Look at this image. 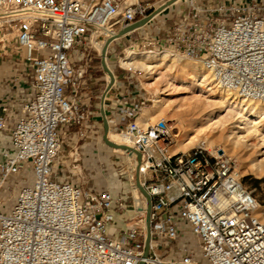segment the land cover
<instances>
[{"label": "built area", "instance_id": "1", "mask_svg": "<svg viewBox=\"0 0 264 264\" xmlns=\"http://www.w3.org/2000/svg\"><path fill=\"white\" fill-rule=\"evenodd\" d=\"M147 18L134 29H147L132 44L136 50L186 57L216 88L264 103V0H0V53L12 47L33 76L26 116L10 132L15 153L0 162V188L26 165L32 179L7 210L0 202V264H264V213L233 161L199 146L172 153L174 135L163 120L139 127L147 99L129 69L123 70L130 86H121L112 124L106 123L128 148L121 151L126 167L129 157L133 165L127 181L135 218L109 235L112 211L124 204L108 191L95 194L58 179L59 128L90 120L78 95L90 50L102 69L92 37L101 48L109 41L107 62L110 47L133 30L118 32ZM111 74L106 90L104 71L102 102L116 85ZM136 181L150 200L148 231L147 201Z\"/></svg>", "mask_w": 264, "mask_h": 264}, {"label": "crops", "instance_id": "2", "mask_svg": "<svg viewBox=\"0 0 264 264\" xmlns=\"http://www.w3.org/2000/svg\"><path fill=\"white\" fill-rule=\"evenodd\" d=\"M139 2L148 4L152 0H139ZM145 31L140 30L134 33L133 30L120 40L129 39L132 41V45L134 44V38L131 37H134V34L139 37ZM115 44L110 47L109 52L114 53L113 46ZM89 69H92L90 65H88ZM32 80L33 76L30 66L21 60L19 54L0 53V116H3L5 120V128L0 131V162L4 153L9 155L15 153V149L10 142V132L16 122L26 116L22 109L32 99ZM102 80L104 79L101 77L94 79L90 74H86V81L78 95V103L82 110L89 112L90 120L80 127L59 128L58 137L61 149L53 168L58 172V179L60 181H69L74 185H77L78 182L75 179H70L68 176L73 170L82 168L89 178V183L84 189L95 194L108 191L112 195L114 202L120 201L124 204V210L112 211L113 221L108 225V233L111 236H117L136 216L135 211L133 212L131 208L129 184L125 183L127 180L119 177L122 174L114 175L111 180L103 183L100 168L103 164H109V166H114L118 169L119 164L125 162V159L119 153L117 154L123 157V159L112 155L115 154L112 148H108L112 151L111 153L107 149L100 147L97 142L98 133L102 131L103 134V118L100 110L102 109L104 119L111 126L112 122L110 119L116 114V107L120 98V88L121 86H130V83L125 80V76L124 81L121 83H118L115 79V87L111 89L106 95L104 102H102L101 95L105 89V82L102 83ZM98 81L102 83V89L95 87V83ZM93 87L95 88L93 89ZM97 93H99L98 96H96ZM31 182L32 179L27 165L24 166L19 174L10 175L0 188L2 211L7 210L13 204L17 193L22 188L31 185ZM122 183L125 184L127 189L126 196L122 194L123 190L119 186ZM133 197L136 199L134 194Z\"/></svg>", "mask_w": 264, "mask_h": 264}, {"label": "rangeland", "instance_id": "3", "mask_svg": "<svg viewBox=\"0 0 264 264\" xmlns=\"http://www.w3.org/2000/svg\"><path fill=\"white\" fill-rule=\"evenodd\" d=\"M131 38H134V41H135L137 40L138 36L134 34V37H131ZM131 43L132 41L129 39L119 40L118 43L113 46V49L115 50L114 53L108 52L107 54L106 61L108 62L109 68L111 70L112 69L114 70L115 79L118 83L123 82L124 76H125V72L123 70L125 69V67L121 66L119 62L120 58L125 57L128 50H132L137 54L142 53V55H146V53H143V51L136 50L134 48V45H131ZM86 52H84V55L88 53ZM8 53L10 54L14 53V50L12 47L10 48ZM147 54H151V53H147ZM152 54H156V55L166 54L167 56L172 57L175 63L171 67H169L170 64H168L166 67L164 66L159 67L158 71L153 69L152 71H149L148 73L142 70L133 71L131 72L132 82L140 89V92L144 94L145 98L147 99L144 104V108L153 107L154 106L153 101L157 100L158 98L165 99V100L167 99L172 100V102H170L169 105L167 103L164 104V106L168 105V109L164 111L163 114L160 115V117L156 118V122L158 120H163V121L172 120L168 122V124L175 123L176 121H179L181 123L178 127V130L172 131L174 135L173 136L174 144L171 149V152L174 153L172 150L175 147L181 148V152H186L194 147H197L195 142L190 141V138L193 136L197 137L198 139L207 138L211 142V146H210V149H208V152L211 155L215 156V154L211 153L214 150L213 152H215L216 154L221 153L224 156L230 158L233 161L235 168L238 171V174L242 177L243 184L252 192V195L256 199L257 203L260 206L264 207V176L260 178H256L248 174V169L250 168L251 163L256 162L257 160L259 161L261 159L262 160L264 159V154L259 153V151L264 152V149L260 150L258 148L259 147L257 145L259 144L258 139L256 137H250L249 140L245 143L237 142L235 144H232L233 140H231L228 144L227 143L225 144L226 146L224 145L223 143L224 140H222L223 138L220 140V137H223L222 136L223 134L224 136H226L228 134V131H230V128H232L235 125L234 123L237 118V115H234L232 119H230V121L226 122L224 124L225 127L213 125V126H209L203 129L204 131L197 132L198 130L197 128L200 127V124L205 122V121H202L203 115L207 113L208 111H210L212 108H207L206 106L201 105V103L196 104L193 100H191L190 97L192 96V94L190 93V89H189L190 87H188V85H183L179 81L180 79H177V78L175 79L174 77L176 76L177 73L180 72L181 68L188 70L189 65L194 66V67L200 66V65L194 61H191L190 59L186 57H183L180 55H173L168 52L152 53ZM88 58H87V63L88 65L92 67V69H89L87 71V74H90L94 79H99L100 77L104 79L105 78L104 71L100 68V61L98 59L97 53L94 50H90ZM119 65L122 69L119 68ZM153 65H156V64L153 63ZM183 79L187 81L185 75L183 76ZM102 83H104V80H102ZM102 83L100 81L96 82L95 87L97 89H102L103 87L101 85ZM147 83L152 84V85L147 86L146 85ZM95 87H93V89ZM98 95L99 93L96 94V96ZM97 112H99V110H97ZM219 114H220L219 117H221L222 115L225 114V112H222ZM142 129L147 130L146 128H143V127ZM260 130L264 132V125L260 127ZM177 131L179 134L178 136L175 137V135L177 134ZM111 133L112 134L114 133L115 135H117L115 132L111 131ZM107 137H108V134H107ZM97 144L100 147H103V149L105 148L108 151H110L109 150L110 147H108L102 140V131L98 133ZM110 152L112 153V151ZM112 155H115L119 159H123V157H121L117 153L112 154ZM128 161L129 162H128L127 167L125 165V162H123L122 164H119L118 169H116L114 166H109V164H103L100 168L101 179L103 183H106V181L111 180L112 177H114V175H118V174H122V176H119V177L124 178V180H127V177L129 176V181L131 182L130 177L132 174H130L129 172H131L132 163L130 162V160ZM263 163L264 161L262 162V165L264 168ZM68 177L70 179H75L78 182V184L82 186L83 188H85L89 183V178L88 176H86L82 168H77L76 170H73L71 174H69ZM126 182L128 183V181H125V183ZM119 186L123 190L122 194L126 196L127 189H126L125 184L122 183ZM136 193H133V194L135 198H138L140 201L139 193L138 192ZM140 205H141V202H140ZM262 211L264 213V210Z\"/></svg>", "mask_w": 264, "mask_h": 264}, {"label": "bare ground", "instance_id": "4", "mask_svg": "<svg viewBox=\"0 0 264 264\" xmlns=\"http://www.w3.org/2000/svg\"><path fill=\"white\" fill-rule=\"evenodd\" d=\"M102 43H103L102 40L95 39V36L92 37V44L95 46V48L98 51L101 52L103 50V48H101ZM119 62L121 66L125 67L126 69H129L131 72L142 70V71H146V73L152 71L153 69L158 71L159 67L162 66L166 67L168 64H170L169 67H171L175 63L174 59L170 56H167L166 54L156 55L152 53L151 54L146 53V55H142V53L137 54L132 50H128L125 57L120 58ZM104 63L106 68L108 69V72L111 73L112 70L108 68V64L107 62H105V58H104ZM153 63H155L156 65H153ZM184 75L186 76L187 81L183 79ZM174 78L180 79L179 81L183 85H188V87H190L189 88L190 93L192 94L190 99L193 100L196 104L201 103V105L206 106L207 108H212L210 111H208L203 115L202 121L205 122L200 124V127L197 128L198 129L197 132L204 131L203 129L213 125L224 126V124L230 121V119H232L234 115H237V118L234 123L235 125L232 128H230V131H228V134L226 136H224L223 134L222 135L223 137H220V140L223 138L222 140H224L223 143L225 145L226 143L228 144L231 140H233L232 144H235L237 142L245 143L249 140L250 137H256L259 143L257 144L259 146L258 148L260 150L264 149V132L260 130V127L264 125V103L244 101L239 97L237 98V96L234 94L236 96L235 97L231 92L216 88L215 85L213 84L212 78L209 75V73H207L201 66L194 67L189 65L188 70L181 68L180 72L177 73ZM106 79L110 81V77L108 76V74L106 76ZM146 85L150 86L152 84L147 83ZM170 102H172V100L170 99L165 100L158 98L157 100L153 101L154 103L153 107L142 109L140 115L136 119V123L138 124V126L141 128L143 127L146 129L148 128L151 129L156 123V118L160 117V115H162L163 112L168 109V105ZM165 103H167L168 105L164 106ZM222 112H225V114L219 117L220 116L219 113ZM170 121L172 120H167L165 122L168 124V122ZM170 124H168V126L173 131V130H178V127L181 123L179 121H176L175 123H172L171 126ZM178 134L179 133L177 131L175 137L178 136ZM106 139H107V134H106ZM107 140L110 143L117 146L126 145L123 138H121L118 134L117 135H115L114 133L112 134L111 131L108 132ZM190 141L195 142L196 146H199L206 151H208V149H210L211 146V142L207 138L198 139L197 137L193 136L190 138ZM113 151L115 153L122 154L121 149H113ZM172 151L174 153L177 152L180 153L181 148L175 147L173 148ZM213 151L211 153L216 155V153ZM259 153L264 154V152H260V151ZM128 160H130L131 162L130 157L128 158ZM263 161L264 159L263 160L261 159L259 161L257 160L256 162L251 163L250 168L248 169V174L256 178H260L264 176V168L262 165ZM132 169H133V165L131 167V171ZM130 178L132 182L133 181L132 175ZM133 192L136 193L138 192V190L133 189ZM135 203L136 206H140V201L138 198L135 199ZM260 209L264 210V207L260 206Z\"/></svg>", "mask_w": 264, "mask_h": 264}, {"label": "water", "instance_id": "5", "mask_svg": "<svg viewBox=\"0 0 264 264\" xmlns=\"http://www.w3.org/2000/svg\"><path fill=\"white\" fill-rule=\"evenodd\" d=\"M150 18V17H149ZM149 18L139 22V23H135V24H132L128 27H126L125 29L121 30L118 32L117 34V37H120L122 35H124L125 33L131 31V30H134L142 25H144L148 20ZM109 41L106 43V45L104 46L102 52H101V67L102 69L108 74V76L110 77V81H109V84L107 85L106 87V90H108L112 84H113V76L110 72H108V69L106 68L105 66V63H104V56H105V51H106V47L108 45ZM101 112V115H102V118H103V134H102V140L103 142L110 148H113V149H121V150H128V148L124 147V146H117V145H114L112 143H110L107 139H106V134L108 133V126H107V123H106V120L104 119V116H103V112H102V109L100 110ZM137 161H139V155L137 156ZM136 185L138 186L139 190L141 191V193L145 196L146 198V201H147V209H146V227H147V231H148V228H149V220H148V216H149V207H150V200H149V197L146 195V193L142 190V188L139 186V183L138 181H136ZM148 241V240H147Z\"/></svg>", "mask_w": 264, "mask_h": 264}]
</instances>
